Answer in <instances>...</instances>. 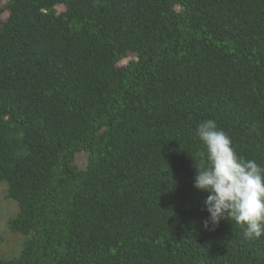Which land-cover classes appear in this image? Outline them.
Segmentation results:
<instances>
[{"label":"trees","instance_id":"16d2710c","mask_svg":"<svg viewBox=\"0 0 264 264\" xmlns=\"http://www.w3.org/2000/svg\"><path fill=\"white\" fill-rule=\"evenodd\" d=\"M207 119L264 166V0H0V264H264L204 227Z\"/></svg>","mask_w":264,"mask_h":264},{"label":"clouds","instance_id":"9594fccd","mask_svg":"<svg viewBox=\"0 0 264 264\" xmlns=\"http://www.w3.org/2000/svg\"><path fill=\"white\" fill-rule=\"evenodd\" d=\"M197 135L207 154V165L196 168L194 188L207 193L209 214L205 229L232 220L243 229L245 240L264 236V166L238 155L231 138L213 119L202 121Z\"/></svg>","mask_w":264,"mask_h":264},{"label":"rangeland","instance_id":"374dc122","mask_svg":"<svg viewBox=\"0 0 264 264\" xmlns=\"http://www.w3.org/2000/svg\"><path fill=\"white\" fill-rule=\"evenodd\" d=\"M80 158V157H79ZM6 188L0 184V258L17 257L23 248L24 237L11 232L8 222L18 215L15 201L6 200Z\"/></svg>","mask_w":264,"mask_h":264}]
</instances>
